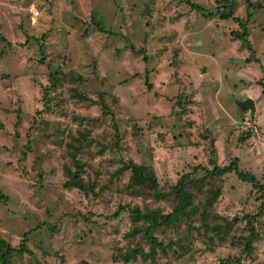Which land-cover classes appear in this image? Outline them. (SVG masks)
Wrapping results in <instances>:
<instances>
[{"label":"rangeland","instance_id":"rangeland-1","mask_svg":"<svg viewBox=\"0 0 264 264\" xmlns=\"http://www.w3.org/2000/svg\"><path fill=\"white\" fill-rule=\"evenodd\" d=\"M216 1L0 0V239L17 249L26 234L33 253L6 264H264L260 192L201 169L237 161L264 181V153L229 145L244 144L245 115L221 133L226 114L239 115L222 107L225 83L263 71L230 63L250 57L238 24L191 7L215 13ZM229 1L240 24L251 7L248 40L264 67L252 27L264 0ZM129 163L136 175L122 171ZM78 168L85 191L65 186ZM176 208L178 221L155 229L129 213Z\"/></svg>","mask_w":264,"mask_h":264},{"label":"trees","instance_id":"trees-1","mask_svg":"<svg viewBox=\"0 0 264 264\" xmlns=\"http://www.w3.org/2000/svg\"><path fill=\"white\" fill-rule=\"evenodd\" d=\"M216 4H217V6H216V12L215 13L207 12L204 8L200 7L197 4H191V7L193 10L197 11L198 13H200L203 17H205L207 19H213L215 17H219V19H221V20H232L234 23L239 24V27L242 29V33L240 34V33L232 32V35L235 38L239 39L240 42L242 43V46L246 47L248 49V51H252L251 44L248 40V30H247V27L250 24V21L252 19L251 7H247V9H246V21H245V23L240 24L241 20L234 17L233 11H231V9L234 8V6H233L234 2L233 1L217 0ZM95 26L98 28V31H100L101 33H104V30L99 28L98 25H95ZM42 39L44 40L45 36H43ZM26 41L28 42L29 39H27ZM42 50H43V47L41 46L40 51L42 52ZM135 54L136 55H138V54L142 55L143 51H140V53L137 52ZM143 61H144V63H147V57L146 56H143ZM41 63L43 64L44 61H41ZM53 77H54V75L51 74V78H53ZM148 77H149V73H148V71H145V83H146V85H148V90H151V87L148 83V80H149ZM259 86L263 89L262 93L264 94V84L259 83ZM54 88H55V86L52 87V89H54ZM45 91H46V89H45ZM1 128H2V125H0V129ZM77 166L80 167L79 165H77ZM79 169L80 168H78V172L71 175L70 181L68 183H66L65 186H71L75 189L85 191V187H84L81 179L79 178V175H80ZM201 169L204 170L205 172L211 174V175L225 176V175H229V174H234L237 177V179H239L241 182L250 184L255 191L260 192L261 198H262V200H264V186H262L260 184V182L257 180V178H255L253 175L241 171L239 169L237 161H234L233 163H231L227 167L215 166L214 169L211 171H208L204 168H201ZM126 170L131 171L133 175L137 174V168L134 165V163H129L128 166L127 165L123 166L122 171H126ZM137 178H140V177H137ZM182 181L183 180L181 179L179 181V183L174 187L175 191L179 192V189L182 187V184L184 185V183ZM154 183L157 184V181H155ZM178 197L180 199H184L183 202L186 201V198H184L182 195L178 194ZM261 208H264V201L261 204ZM124 210H126V208L119 207L118 210L112 216L113 220H117L120 216V213L123 212ZM182 212H183V208H176L170 214H163L159 217H156V216L151 215V214H146V215L142 214L138 209H130L129 210V213H130V216L132 219L136 220V222L137 221H145L149 225L150 229L160 228L162 226L173 225L174 223H176L178 221V218ZM86 220H88V219L86 218ZM253 233L254 232H252V234ZM247 239H249V238H247ZM27 240H28L27 235L24 234L19 247L16 249V248H13L6 241L0 239V264H6V261L12 255L33 256V253L27 248ZM151 241L155 242L154 239H152ZM126 262H127V259H126ZM224 263H225L224 261H221L219 264H224Z\"/></svg>","mask_w":264,"mask_h":264},{"label":"crops","instance_id":"crops-1","mask_svg":"<svg viewBox=\"0 0 264 264\" xmlns=\"http://www.w3.org/2000/svg\"><path fill=\"white\" fill-rule=\"evenodd\" d=\"M254 16H256V15H254ZM254 16H253V19H254ZM262 20H264V19H262ZM262 20L256 19L253 23L254 25L252 26L253 28L255 27L257 29L256 33H258L260 35H263V33H264V26L262 25ZM256 21L258 23H255ZM252 35H251L250 41H249L251 44L252 51H248L249 53H247L248 54L247 56H250V57H248V59H246V61L245 60H243V61L245 62V65L252 64V62L259 64L261 71H263V79H264V67L261 65L260 60L256 57V52L254 51V48H253V45H254L253 40L254 39L252 38ZM5 39L8 42H10L9 39H7V38H5ZM3 42L6 43L5 40ZM232 58L233 59L230 60V63L233 66L239 64V63H235L234 61H235V59H239L240 57H235V58L232 57ZM6 67H7V65H6ZM204 72H205V68H202L201 73H204ZM222 72L224 74L225 70L224 71L221 70L220 74L218 75L219 76L218 82H219V87H220V95H221L222 88L225 86V84H227L228 88H229V92L225 96L227 99V104L222 105V107L224 106L225 108H229V106H230V109H231V103H232L233 110L235 109V111L236 110L238 111L239 109L236 106V101H246L247 99H249L254 103V110L253 111H240L239 110L238 111L239 115H235L234 117L229 115V112H228L226 114L227 118H225L224 120H222L220 122V125L223 124V127H224V129L221 130V133H223V132L226 133L227 130L230 132L231 131V129H229L230 127H234L235 129L238 130L239 120L244 117L245 122L243 124L247 127V129H246L247 130V138H245L244 144L241 143V145L237 148H233V147H236V145H239L238 141H237V143L230 142L229 145H231V144L234 145L231 150H233V151H236V150L237 151L238 150L239 151L240 150L246 151V150H248L250 152L251 151H257V153L262 155L264 153V130L260 126L259 118L264 115V94L262 93L263 89L259 86V83L264 84L263 79L246 80L241 76H239L238 78H235V79H233L231 77L229 82L225 83L223 86V82L220 78L222 75ZM239 72H240V70H238V73ZM236 81H239V82L235 85H232ZM253 87H255L256 90H257V87H260L259 88L260 92L255 94L253 89H251ZM240 114H244L245 116L242 117V116H240ZM249 119H251V120H249ZM238 132H240V131H236V133H238ZM219 135L216 137L217 140H216L215 144H216V146L221 147V145H222L221 139L222 138L225 139L226 136L225 137H222V136L219 137ZM217 143H218V145H217ZM237 164L239 166L238 162H237ZM239 169H241L240 166H239ZM244 172L251 174L256 178V176L254 174L246 172V171H244ZM259 182L262 186H264V181H261V179H260Z\"/></svg>","mask_w":264,"mask_h":264},{"label":"water","instance_id":"water-1","mask_svg":"<svg viewBox=\"0 0 264 264\" xmlns=\"http://www.w3.org/2000/svg\"><path fill=\"white\" fill-rule=\"evenodd\" d=\"M235 63L245 64V62L242 60H237ZM236 106L240 111H253L254 110V103L249 99H247L246 101H236Z\"/></svg>","mask_w":264,"mask_h":264}]
</instances>
